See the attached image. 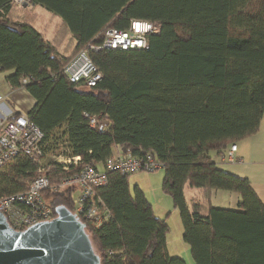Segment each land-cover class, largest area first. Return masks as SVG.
Here are the masks:
<instances>
[{"label":"trees","instance_id":"obj_1","mask_svg":"<svg viewBox=\"0 0 264 264\" xmlns=\"http://www.w3.org/2000/svg\"><path fill=\"white\" fill-rule=\"evenodd\" d=\"M58 17L53 42L34 25L27 7L0 0V74L13 90L36 101L26 114L44 133V156L19 157L0 171V198L25 192L40 175L54 216L74 212L77 188L55 190L87 164L99 169L114 155L164 164L163 192L183 225L195 264H264V204L251 183L219 170L211 154L255 135L264 116V0H32ZM132 20L161 24L148 35V50H90L109 29L128 30ZM71 37L64 53L59 51ZM87 50L102 74L95 87L74 84L65 68ZM24 80L27 83H24ZM10 105L15 108L13 104ZM21 112H18V114ZM85 114L97 116L91 128ZM65 128L79 166L64 170L41 161ZM101 166V168H100ZM96 195L110 219L101 227L81 220L101 264H187L168 251L170 228L156 216L130 175L107 173ZM199 197L189 204L185 189ZM236 193V209L215 207L213 192Z\"/></svg>","mask_w":264,"mask_h":264},{"label":"built area","instance_id":"obj_2","mask_svg":"<svg viewBox=\"0 0 264 264\" xmlns=\"http://www.w3.org/2000/svg\"><path fill=\"white\" fill-rule=\"evenodd\" d=\"M19 7H33L32 0H13ZM161 24L147 20H132L128 30H107L101 46L91 45L90 50H148L147 36L159 35ZM65 74L74 84L84 83L88 87H95L102 79L101 72L97 69L88 51L79 53L65 68ZM24 83H27L24 80ZM6 97L0 93V171L12 160L19 157L41 158L44 156V133L35 124L29 121L25 113L16 112L6 104ZM91 128L98 124L97 116L84 115ZM237 151L236 145H231L227 159L234 160ZM82 162L80 156H73L69 150L61 155L55 163L62 165L66 171L70 167L79 166ZM103 169L95 163L87 164L74 175L64 178L55 190L68 186H75L78 195L75 202L74 214L81 220L101 227L111 215L101 199L96 195V189L105 187L109 183L108 172L119 171L123 175H131L140 171L155 172L164 168L152 154L143 158L122 157L114 155L106 161ZM45 167H40V173ZM50 187L47 176H38L25 192L0 198V213L4 215L12 228L18 231L26 230L41 222L51 221L55 218L51 208L46 204L43 193Z\"/></svg>","mask_w":264,"mask_h":264},{"label":"water","instance_id":"obj_3","mask_svg":"<svg viewBox=\"0 0 264 264\" xmlns=\"http://www.w3.org/2000/svg\"><path fill=\"white\" fill-rule=\"evenodd\" d=\"M56 214L18 231L0 213V264H101L86 224L65 207Z\"/></svg>","mask_w":264,"mask_h":264},{"label":"rangeland","instance_id":"obj_4","mask_svg":"<svg viewBox=\"0 0 264 264\" xmlns=\"http://www.w3.org/2000/svg\"><path fill=\"white\" fill-rule=\"evenodd\" d=\"M24 7L29 9L30 16L34 18L35 27L45 34L47 40L53 42L61 20L42 7ZM70 39L71 37H68L63 45L59 47L61 53H64L70 47L68 46ZM5 77L6 74H0V85L4 86ZM5 102L11 108L7 98ZM64 132L65 128L56 131L54 140L51 143L53 149L41 161V166L47 167L49 164L57 162L61 155L69 150L66 137L63 136ZM9 167L10 165L4 168L3 172H6ZM163 178V169L155 172L140 171L129 176V183L132 190L138 185L153 205L156 216L166 219L170 228V232L168 233L170 255L184 259L187 264H195L191 256L190 247L183 240V225L180 214L174 208L171 197L163 192ZM233 196L235 195L232 192L216 190L213 197V205L224 209H236Z\"/></svg>","mask_w":264,"mask_h":264},{"label":"crops","instance_id":"obj_5","mask_svg":"<svg viewBox=\"0 0 264 264\" xmlns=\"http://www.w3.org/2000/svg\"><path fill=\"white\" fill-rule=\"evenodd\" d=\"M0 93H2L8 99L9 104L11 103L15 106L14 109L16 112L27 113L36 104V101L26 90H13L6 81L4 86L0 85ZM233 145L237 146V151L234 155L233 161H229L227 159V153L231 146L223 154L213 152L211 154L213 161L216 163V166L219 170L248 180L264 204V116L261 120L259 131L255 135L241 140ZM214 194L215 191L213 192L212 203ZM77 195L78 189L74 193L73 199ZM233 195H235L233 196V202L235 204V208H237V204L240 201V196L236 193H233ZM185 196L188 203L192 204V202L199 197V191L187 187L185 189ZM168 251L170 254L169 245Z\"/></svg>","mask_w":264,"mask_h":264}]
</instances>
